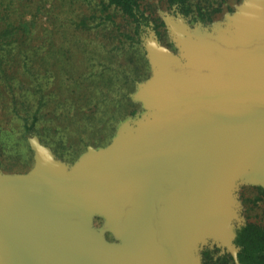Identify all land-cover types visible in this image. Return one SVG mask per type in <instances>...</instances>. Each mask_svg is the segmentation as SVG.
<instances>
[{
	"label": "trees",
	"instance_id": "16d2710c",
	"mask_svg": "<svg viewBox=\"0 0 264 264\" xmlns=\"http://www.w3.org/2000/svg\"><path fill=\"white\" fill-rule=\"evenodd\" d=\"M18 1L23 9L33 10L29 19L17 12ZM165 1L166 10L149 0L0 2L7 14L5 27H0V95L9 98L33 153H43L56 170H66V154L99 164L106 155L110 158L135 144L155 118L157 102L140 68H130L125 59L136 55L138 61H156L162 44L159 23H172L184 41L192 37L196 21H206L202 13L193 15L196 0ZM11 12L15 18L10 20ZM41 15L51 28L44 30L46 49L27 43ZM42 51L47 56L40 55ZM53 80L58 89L54 94L47 90ZM85 85L90 92L81 100L78 88ZM148 107L152 109L139 115L138 108ZM76 111H82L81 116ZM61 121L74 124L75 141L67 127L58 129ZM4 177L0 160V189ZM255 189L256 206L264 203V182L257 180ZM242 199L238 192L228 207L225 237L211 223L190 241L194 264H264V205L252 215L254 205L245 206Z\"/></svg>",
	"mask_w": 264,
	"mask_h": 264
},
{
	"label": "rangeland",
	"instance_id": "374dc122",
	"mask_svg": "<svg viewBox=\"0 0 264 264\" xmlns=\"http://www.w3.org/2000/svg\"><path fill=\"white\" fill-rule=\"evenodd\" d=\"M149 1L164 7L165 10L167 8L165 0ZM20 3L18 1V6ZM16 9H19V14L23 12L26 19L33 13V10L23 9L22 6ZM192 11L194 16L199 13L205 15L206 21H196L197 28L190 39L180 40V30L172 23H159L162 44L157 55L158 60L148 62L145 58L138 61L136 55L127 57L130 62L125 59L126 63H130V68L134 69L136 65L140 68L141 77L145 78L144 82L157 102L155 118L149 121L143 130V133L147 131V134L140 133L135 144L123 151V158L126 160L146 149L157 147L161 142L158 133L167 130L169 119L173 120L179 134L189 135L193 132L194 119L184 110L178 97L180 84L185 85L190 94L203 97L210 88L204 81L205 77L221 85H229L237 72L247 73L261 54L256 44V30L259 28L264 38V0H196ZM10 18H15L12 12ZM38 19V25L33 29V34L29 35L27 43L33 48L46 49L48 40L44 30L49 28V24L44 15ZM193 19L192 21H195ZM6 23L7 14L0 3V27H5ZM45 53L42 51L40 55L44 56ZM75 56L79 59L84 55L76 53ZM152 63H156L158 70L154 69ZM52 83L54 85L50 84L47 90L54 94L58 90L56 80ZM87 88L86 85L78 88L81 100L84 93L90 92ZM82 105L83 101L80 106ZM150 109L152 108L137 110H142L139 115H143ZM80 113L82 111H76L78 116H81ZM67 123L70 125L67 126ZM58 126V129L67 127V131L72 132L71 142L77 139L73 133L72 122L61 121ZM29 146L31 145L24 135L22 123L11 111L9 98L7 95H0V160L6 179L0 189V255L11 253L12 246L19 244L26 235L24 221H32V218L18 209V202L15 201L23 200L27 196H32L34 201H38L40 193L43 192L46 193L49 210H53L65 200L64 197L48 191L51 174L43 162L45 155L40 152L33 153ZM66 155L68 158L63 159L66 170H57L61 173L58 178L62 181V188L68 185L75 188L83 186L94 171L88 163L89 157L76 159V156ZM109 160L111 158L107 155L99 159L95 171L100 172L104 166L106 168L110 164ZM257 180L259 177L254 173L250 158L241 150L229 152L219 156L217 162L211 164L204 172L202 193L197 199L206 200L225 220L228 207L238 192L243 196L245 206L255 204L258 194L255 189ZM4 193H7L13 202L5 201ZM263 205L264 203L259 201L253 206L251 214L260 213ZM129 219V214L118 205L99 207L85 219V240L93 245L100 257H107L116 250L127 257L124 264H149V260L141 259L135 252L138 234L134 231V223ZM211 226L204 215L197 216L194 223L187 221L184 216L177 218L173 223L174 239L163 240V250L156 256L155 264H194L189 254L190 241ZM215 229L216 233L221 235L223 230L219 226Z\"/></svg>",
	"mask_w": 264,
	"mask_h": 264
},
{
	"label": "water",
	"instance_id": "95a60500",
	"mask_svg": "<svg viewBox=\"0 0 264 264\" xmlns=\"http://www.w3.org/2000/svg\"><path fill=\"white\" fill-rule=\"evenodd\" d=\"M256 44L261 54L255 64L247 73L237 72L229 85L205 77L210 88L198 97L180 84V103L195 123L191 134H179L169 119L167 130L158 133L161 142L157 147L129 160L123 158V152H115L100 172L95 171L98 164L89 159L93 174L78 188L68 185L63 189L58 178L61 173L44 156L51 174L48 191L65 200L53 210H49L43 192L38 201L32 196L15 201L32 221H24L26 235L12 246L10 254L0 255V264H124V254L113 250L100 257L84 237L87 216L106 205H118L129 214L138 234L135 252L149 264H155L162 252L163 240L174 239L173 223L181 216L194 223L197 216L204 215L225 237L226 219L197 197L201 196L207 168L219 156L237 150L250 158L255 175L264 182V38L259 28ZM145 134L147 131L142 132Z\"/></svg>",
	"mask_w": 264,
	"mask_h": 264
}]
</instances>
